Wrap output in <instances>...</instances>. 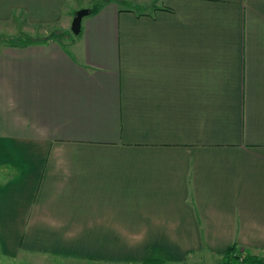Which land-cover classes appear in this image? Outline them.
<instances>
[{"label":"crops","instance_id":"1","mask_svg":"<svg viewBox=\"0 0 264 264\" xmlns=\"http://www.w3.org/2000/svg\"><path fill=\"white\" fill-rule=\"evenodd\" d=\"M72 1L0 0V31ZM126 1L0 43V264L264 256V0Z\"/></svg>","mask_w":264,"mask_h":264},{"label":"rangeland","instance_id":"2","mask_svg":"<svg viewBox=\"0 0 264 264\" xmlns=\"http://www.w3.org/2000/svg\"><path fill=\"white\" fill-rule=\"evenodd\" d=\"M106 1L109 0H73L65 7L58 22L45 23V24L36 23L34 26L31 27L28 26L27 24H23V25L20 24L18 28H16L15 30H8V31L2 30L0 31V40H1L0 43L1 42L5 43L6 41H10L11 38H13L12 40H14V38L20 37V35H25L26 37H31L33 39H41L43 37H48V38H55L56 40L62 41L63 43L68 42L71 40V38L74 37V34L70 29V26L73 17L75 16V13L78 10L76 9L77 8L76 4L82 3L88 5L90 8H94L97 6H101ZM111 2L121 6L122 8H128L134 6L131 2H127L126 0H111ZM260 257L264 258V256H260ZM204 259L206 260V258ZM201 262H199L198 264H208L207 261L206 262L204 261L203 263ZM209 264H219V260L215 258L213 259V261L209 262Z\"/></svg>","mask_w":264,"mask_h":264},{"label":"trees","instance_id":"3","mask_svg":"<svg viewBox=\"0 0 264 264\" xmlns=\"http://www.w3.org/2000/svg\"><path fill=\"white\" fill-rule=\"evenodd\" d=\"M98 8L99 6L90 9L93 13L96 12ZM49 39L50 38L48 37L33 39L31 37H26L25 35H20V37L14 38V40L11 39L10 44L12 46H23L34 41H48ZM222 264H264V258L252 255L241 246L233 244L224 252Z\"/></svg>","mask_w":264,"mask_h":264},{"label":"water","instance_id":"4","mask_svg":"<svg viewBox=\"0 0 264 264\" xmlns=\"http://www.w3.org/2000/svg\"><path fill=\"white\" fill-rule=\"evenodd\" d=\"M92 10L90 8L79 9L71 22V31L74 35H79L81 32L82 20L84 17L90 15Z\"/></svg>","mask_w":264,"mask_h":264}]
</instances>
